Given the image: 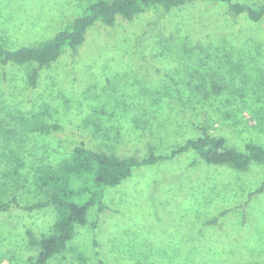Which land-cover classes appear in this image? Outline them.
Listing matches in <instances>:
<instances>
[{
    "label": "rangeland",
    "instance_id": "rangeland-1",
    "mask_svg": "<svg viewBox=\"0 0 264 264\" xmlns=\"http://www.w3.org/2000/svg\"><path fill=\"white\" fill-rule=\"evenodd\" d=\"M92 1L0 0V37L10 49L47 41ZM25 71L0 70V124L16 126L20 115L46 111L45 120L59 129L0 139V195L21 207L43 201L34 192L35 172L57 168L79 145L123 158H143L150 149L168 155L205 127L238 150L248 142L264 147V135L242 122L247 107L226 88L232 74L233 88L253 106V95L264 92V21L234 17L223 4L96 24L77 53L67 51L40 71L36 88ZM193 85L221 92L206 96ZM9 151L22 166L7 158ZM263 178L264 166L236 172L192 152L138 169L105 191L103 211H91L70 246L88 264H264V192L250 196ZM54 217L51 207L0 214V264H28L36 252L26 231L46 233ZM50 264H75L74 254Z\"/></svg>",
    "mask_w": 264,
    "mask_h": 264
},
{
    "label": "trees",
    "instance_id": "trees-1",
    "mask_svg": "<svg viewBox=\"0 0 264 264\" xmlns=\"http://www.w3.org/2000/svg\"><path fill=\"white\" fill-rule=\"evenodd\" d=\"M205 2L223 4L234 17L245 16L253 24L264 21V4L233 3L231 0H94L69 26L59 30L47 41L10 49L5 38L0 37V70L4 71L9 66L23 67L26 70L27 84L36 88L40 71L53 66L67 51L77 53L84 44L89 29L96 24L113 27L118 20L132 21L153 9H160L163 14H168L173 10ZM186 52L190 54L191 50L184 48V53ZM192 75L201 76V73L193 70ZM233 82L234 77L229 74L226 88L247 107L248 115L243 117L242 122L248 130L264 135V92L253 95L254 98L251 93L248 95L256 102L253 106L245 100L244 90L233 88ZM192 88L206 96L221 92L218 87L213 89V93H208L200 85H193ZM166 93L169 95L167 89ZM46 115V111L20 115L16 119V126L0 124V139L10 141L29 134L46 135L57 131L59 126L48 123ZM188 152H192L207 165L227 166L236 172H245L253 165L264 166L263 146L248 142L243 150H238L229 146L223 136L208 133L205 127L201 137L187 140L168 155H156L150 149L143 158H123L79 145L57 168L47 167L35 172L34 192L43 196L42 202L21 207L16 199L9 202L0 195V214L8 213L13 208L33 212L51 207L55 217L46 233L35 235L26 231L28 246L36 252L34 257L28 259V264H50L53 259L68 251L74 254L75 264H88L83 253L70 244L77 235V228L88 223L91 211L95 207L103 211L105 191L123 184L138 169L171 162ZM5 155L15 165L22 166L16 152L9 151ZM263 192L264 178L250 196Z\"/></svg>",
    "mask_w": 264,
    "mask_h": 264
}]
</instances>
